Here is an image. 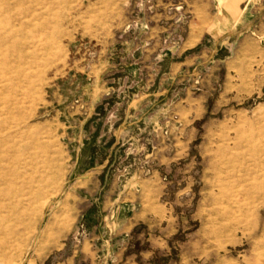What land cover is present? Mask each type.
<instances>
[{
  "label": "rangeland",
  "instance_id": "rangeland-1",
  "mask_svg": "<svg viewBox=\"0 0 264 264\" xmlns=\"http://www.w3.org/2000/svg\"><path fill=\"white\" fill-rule=\"evenodd\" d=\"M235 2L187 49L230 18L0 0V264H264V0Z\"/></svg>",
  "mask_w": 264,
  "mask_h": 264
},
{
  "label": "crops",
  "instance_id": "crops-1",
  "mask_svg": "<svg viewBox=\"0 0 264 264\" xmlns=\"http://www.w3.org/2000/svg\"><path fill=\"white\" fill-rule=\"evenodd\" d=\"M212 2H213V0H208L207 2H204V0H202V3L206 5L205 7L209 8L207 10H209L211 12H214V11L216 12L218 10L220 11V14H219L221 16L220 19H222V17H224V19L230 18L229 25H225V28H226L225 31H221V29L218 27V29H219V31H218V29H215V27L217 24H218V26L221 25L220 21L218 20L219 18H217L218 16H216V18L214 17L216 13L215 14L211 13V21L210 22H206L200 28L196 27L194 29V31H190V33L188 35V39L192 40L194 43L191 46H189L187 49L196 48L203 40L207 39V40L211 41L210 38L207 37V34L209 33L210 29L212 30L211 36H216V39L214 38V42H217V43L223 42V41H220V39H219L221 36H223V33L226 34L229 38H235L237 36L238 28L240 27V25L242 23L243 7H240L239 13H237L235 0H217V4L213 8L211 7ZM200 3H201V1H200ZM213 18H215L214 21L212 20ZM200 21H201V19H199L196 23L198 24ZM251 40H252L251 36L246 35L245 41L248 43Z\"/></svg>",
  "mask_w": 264,
  "mask_h": 264
}]
</instances>
